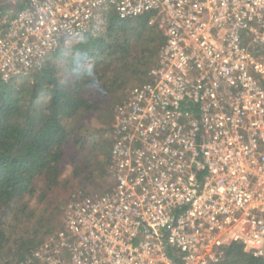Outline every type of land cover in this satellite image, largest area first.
Wrapping results in <instances>:
<instances>
[{"label":"built area","instance_id":"1","mask_svg":"<svg viewBox=\"0 0 264 264\" xmlns=\"http://www.w3.org/2000/svg\"><path fill=\"white\" fill-rule=\"evenodd\" d=\"M166 39L112 126V185L73 196L27 264L264 260V0H28L0 8V78L18 82L106 14Z\"/></svg>","mask_w":264,"mask_h":264},{"label":"trees","instance_id":"2","mask_svg":"<svg viewBox=\"0 0 264 264\" xmlns=\"http://www.w3.org/2000/svg\"><path fill=\"white\" fill-rule=\"evenodd\" d=\"M27 1L16 8H23ZM152 18L146 14L123 20L111 11L106 14L103 32L85 35L52 54L42 70L18 82L4 83L0 78V264H22L40 247L37 229L47 220L31 207L27 197L37 195L40 181L58 184L64 148L85 147L86 140L78 133L86 117L102 110L98 102L107 104L129 88L130 79L146 74L155 64L152 60L157 59L166 39L158 24H151ZM74 57L80 58V63L77 70H71L75 81L68 87L57 77L61 68L57 60L68 62ZM85 60L92 61L93 66L82 68ZM87 93L94 95V100ZM44 95L47 102L40 109L39 99ZM103 145L111 150L109 141ZM12 213V220L8 221ZM12 242L15 259L9 262L5 251L12 249ZM217 264H264V260L235 243Z\"/></svg>","mask_w":264,"mask_h":264},{"label":"rangeland","instance_id":"3","mask_svg":"<svg viewBox=\"0 0 264 264\" xmlns=\"http://www.w3.org/2000/svg\"><path fill=\"white\" fill-rule=\"evenodd\" d=\"M22 1L23 0H0V8L9 5L18 6ZM153 47H155V45ZM79 59L80 58L74 57L68 62L66 59L57 60L58 66H61V68L58 69L57 77L62 84L71 87L72 83L75 81V76L71 74V70H77L76 65L80 63ZM152 61L155 60L153 59ZM91 66H93V63L90 60L82 62V68L87 69ZM150 67L148 66L144 70L147 71ZM146 74L134 76V78L130 79L129 82L131 84L129 83V88H125L121 93H118L107 104H104V102H98V104L103 106L102 110H95L87 116L83 121L82 129H80L78 133L80 136H84V139L86 140L85 147L80 148L77 145H67L64 148L65 154L61 165L62 167L58 184L50 185L48 182L40 181L39 185H37V195L31 198L27 197L30 201L29 203L31 207L36 209L37 213H43L47 220L42 228L37 229L36 241L40 243V247L44 245L45 240L49 236L63 227L65 210L74 195H96L105 192L111 187L112 179L108 174L110 171V164H108V158L106 155L107 152L111 150L108 151V147L104 146L103 143L109 141L112 145L111 129L114 123L115 110L120 104L129 98L126 99L127 96H130L132 92L145 81ZM84 87L87 89V86ZM87 95L88 98L94 100V95L92 96L91 93H87ZM46 102V96H41L38 108L41 109ZM93 144H96V146ZM13 214L14 213L10 214L7 219L8 221L12 220ZM11 247L12 249H7L5 251L6 254H9L8 257L10 259H7L9 262L15 259V245L13 242L10 245V248ZM18 262L20 261L18 260ZM27 262L28 259L23 263L27 264Z\"/></svg>","mask_w":264,"mask_h":264}]
</instances>
